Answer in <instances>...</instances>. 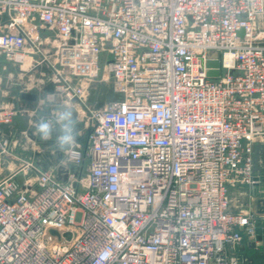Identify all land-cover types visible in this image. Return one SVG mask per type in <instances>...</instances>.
<instances>
[{
  "label": "built area",
  "instance_id": "2783aa9c",
  "mask_svg": "<svg viewBox=\"0 0 264 264\" xmlns=\"http://www.w3.org/2000/svg\"><path fill=\"white\" fill-rule=\"evenodd\" d=\"M263 15L264 0H0V56L41 57L92 124L61 177L27 162L0 181V264H248L261 218L229 191L264 197ZM100 82L121 99L95 109ZM23 113L0 109V125ZM18 137L0 130V156Z\"/></svg>",
  "mask_w": 264,
  "mask_h": 264
},
{
  "label": "crops",
  "instance_id": "0c3cea01",
  "mask_svg": "<svg viewBox=\"0 0 264 264\" xmlns=\"http://www.w3.org/2000/svg\"><path fill=\"white\" fill-rule=\"evenodd\" d=\"M257 30L259 31L260 36L264 38V15L257 21ZM42 35L43 33H40V36ZM49 48L48 44L46 45V41H44V52L47 54L50 53L51 51ZM7 63L13 65L16 71L8 73L5 71L0 72V109L23 106V108H25L24 112H26V114L28 113L29 116V125L32 126L36 114L42 111L41 105L38 104L39 100H42L45 97V94H55L59 101L66 102L79 111V121H85L87 118L85 109L77 103V101L67 100L62 94L56 92L53 86L49 83V72L38 66L42 63L41 57L30 56L23 65H16L11 62ZM14 87H18L19 89L14 91L12 90ZM24 93L36 94L37 100H23L21 96ZM31 130L34 133V128H31ZM12 134H15L16 136V133L13 131ZM4 137L7 136L4 135ZM23 138H25L26 142L24 145L19 146L21 144L20 139ZM42 145L44 146V141L40 140L38 136L32 138L28 132H24L18 138H14L9 145L8 152L3 153L0 156V181L8 175H12L19 171L27 162H33L44 170V156L47 155V152L44 154V149H40V146ZM17 180L22 183L19 178H17ZM231 189L232 188H230V190ZM253 191L255 190L253 189ZM253 214L257 215L256 206L254 207ZM259 217L261 218L260 226L264 228V216ZM240 231L243 232L241 229ZM253 241L254 238L251 239L246 236L244 237L242 242L243 253L253 255L254 252H256L248 249V245ZM259 262L264 264V257H261V261L258 259L255 260L253 264H259ZM248 264L251 263L248 261Z\"/></svg>",
  "mask_w": 264,
  "mask_h": 264
},
{
  "label": "water",
  "instance_id": "95a60500",
  "mask_svg": "<svg viewBox=\"0 0 264 264\" xmlns=\"http://www.w3.org/2000/svg\"><path fill=\"white\" fill-rule=\"evenodd\" d=\"M209 67H214L218 69L219 67V62L218 61H210L208 62ZM219 71L214 70L210 71L209 75L216 77L218 76ZM21 98L23 100H32L36 101L37 96L36 94H28L24 93L22 94ZM121 99L120 94L116 93L114 91V88L112 84L110 83H104L100 82L97 84V86L90 91V97H89V103L94 105L95 109H101L104 107L107 103H114L117 102ZM21 109H24L23 106L20 107ZM33 126L29 125V116L28 113L24 112L23 114H16L13 117V122L10 125L6 124H1L0 125V130L3 135L7 136L9 139L13 136L12 131L16 133L17 136H20L24 132H28V134L34 138L35 136L33 135V132L31 130ZM47 153L50 155L51 153L47 151ZM64 154L61 152H56V157L52 160L50 158L44 156V169H47L49 166H55L57 167L58 170V175L61 177L62 172L64 171L63 166L61 165V162L63 160ZM64 181L67 180L66 177L63 178ZM256 211L258 216H264V197H261L260 199L257 200L256 203ZM58 232L54 229L49 230V234L54 235L57 234ZM249 250H254L253 255L245 254L242 252L243 248H238L239 252H241L239 255L247 259L251 264L254 263L255 260L261 261V257H264V228H262L260 225L257 227L256 232H255V238L254 241L248 245Z\"/></svg>",
  "mask_w": 264,
  "mask_h": 264
},
{
  "label": "clouds",
  "instance_id": "9594fccd",
  "mask_svg": "<svg viewBox=\"0 0 264 264\" xmlns=\"http://www.w3.org/2000/svg\"><path fill=\"white\" fill-rule=\"evenodd\" d=\"M38 104L41 105L42 111L36 114L33 121V134L42 141H53L54 153L58 151L75 156L74 150L80 133L74 108L59 101L55 94H45Z\"/></svg>",
  "mask_w": 264,
  "mask_h": 264
},
{
  "label": "rangeland",
  "instance_id": "374dc122",
  "mask_svg": "<svg viewBox=\"0 0 264 264\" xmlns=\"http://www.w3.org/2000/svg\"><path fill=\"white\" fill-rule=\"evenodd\" d=\"M1 71H5L6 73L11 71H16L15 67L7 63V60L3 56L2 57L0 56V72ZM102 75L103 72L100 78H102ZM108 80L109 82H111V79ZM14 88L12 89L14 91L19 89L18 87H14ZM74 112H75V116L79 119L78 117L79 111L77 109H74ZM77 127L79 129L80 135L78 136V142L76 145L80 146L84 150L86 149L87 139L92 130V124L91 123L88 124L86 118L84 122L78 120ZM20 141L21 144L19 146L24 145V143L26 142L25 138L20 139ZM252 147H253L252 158L254 164V174L260 176L264 180V139L256 140L253 143ZM40 149H44V154H46L47 151L52 152L53 141H44V146L43 145L40 146ZM9 176L11 175H8L7 177ZM18 178L23 182L27 177L20 173L18 175ZM261 197L262 194L260 193V190L258 188H256L255 191H253V189L250 188L249 186L237 185L229 191L231 210L237 212L240 210H244L245 212L252 215L257 200L260 199ZM257 221H260V219L259 220L257 219ZM259 264L262 263L259 262Z\"/></svg>",
  "mask_w": 264,
  "mask_h": 264
}]
</instances>
